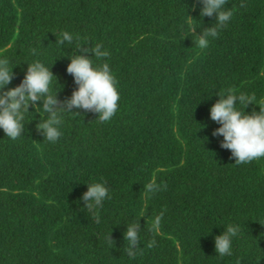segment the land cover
I'll return each mask as SVG.
<instances>
[{
    "label": "trees",
    "instance_id": "trees-1",
    "mask_svg": "<svg viewBox=\"0 0 264 264\" xmlns=\"http://www.w3.org/2000/svg\"><path fill=\"white\" fill-rule=\"evenodd\" d=\"M240 3L229 0L231 21L201 50L180 30L186 15L197 27L214 22L193 0H0V57L15 73L7 87L40 61L64 101L75 88L69 57L77 44L99 43L109 56L93 66L109 64L120 95L109 122L82 109L65 114L55 144L36 129L45 115L26 114L16 141L0 130V264H264V158L234 164L209 118L226 91L264 105V0ZM62 31L79 39L61 49ZM153 177L166 188L145 199ZM100 180L111 198L97 224L80 197ZM137 220L141 251L129 259L123 233ZM229 224L240 233L220 258L214 238Z\"/></svg>",
    "mask_w": 264,
    "mask_h": 264
},
{
    "label": "clouds",
    "instance_id": "clouds-1",
    "mask_svg": "<svg viewBox=\"0 0 264 264\" xmlns=\"http://www.w3.org/2000/svg\"><path fill=\"white\" fill-rule=\"evenodd\" d=\"M229 0H193L191 5L193 10L198 7L199 16L213 19L207 27H197L192 21L193 17L186 15L188 19L180 26L184 33L183 39L187 36L192 40L193 45L201 50L208 48L210 42L216 39L220 33L227 28L231 21L234 10L225 7ZM240 7H245L244 0H241ZM201 21V20H200ZM202 24V23H201ZM199 28V34L196 29ZM55 44H73L79 37L72 33L62 31L54 35ZM77 44L79 54H72L70 62L67 64L66 73L69 74L75 84L70 97L61 101L57 97V91L53 92V78L50 67L45 66L40 61H33L27 64V69L23 74L20 83L15 87H7L15 78L13 66L7 57H0V130L11 141L21 138L25 132V117L28 113H36L39 116L45 115L43 120L36 124L37 131L43 140L49 144H55L62 137L61 126L65 114L71 113L79 115L73 109H82L85 112H92L98 118V123L109 122L118 111V101L120 99L117 90V80L112 74L107 62L93 66V57L97 61H105L109 53L103 49L102 44H96L94 48L82 47ZM88 53L92 54L89 58ZM36 55V50H32ZM17 65V64H16ZM55 84L57 80L55 77ZM219 99L209 109V118L219 125L212 132V136L222 137L219 146L222 149L230 150L234 164H248L264 158V105L257 102L254 94L235 93L226 91L217 94ZM37 102H40L39 104ZM237 105L240 108H237ZM249 105H256L259 111L252 110L246 112ZM31 107L32 111H29ZM96 118V119H97ZM87 191L80 199L84 203V208L94 221L101 223L100 209L104 202L110 199V191L106 181L85 183ZM166 185L158 184L153 177L145 186V199L165 189ZM163 212L156 215L151 224V231L159 232ZM141 226L138 220L127 224L123 233V240L127 241L126 255L129 259H135L141 251ZM240 233V226L229 224L224 227L223 232L214 238V251L220 258L232 255V244L234 238ZM108 242L113 245V241L108 236ZM148 248L156 246L155 239L150 240Z\"/></svg>",
    "mask_w": 264,
    "mask_h": 264
}]
</instances>
